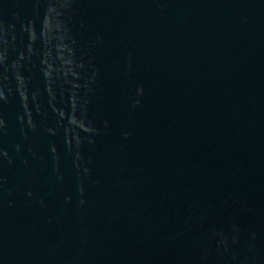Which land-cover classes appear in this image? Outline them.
I'll return each mask as SVG.
<instances>
[{
	"label": "water",
	"instance_id": "water-1",
	"mask_svg": "<svg viewBox=\"0 0 264 264\" xmlns=\"http://www.w3.org/2000/svg\"><path fill=\"white\" fill-rule=\"evenodd\" d=\"M0 264H264V0H0Z\"/></svg>",
	"mask_w": 264,
	"mask_h": 264
}]
</instances>
